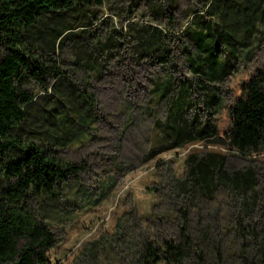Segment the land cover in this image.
I'll return each mask as SVG.
<instances>
[{
  "label": "rangeland",
  "instance_id": "1",
  "mask_svg": "<svg viewBox=\"0 0 264 264\" xmlns=\"http://www.w3.org/2000/svg\"><path fill=\"white\" fill-rule=\"evenodd\" d=\"M228 4L234 6L226 9ZM248 5L103 0L48 14L32 30V56L50 70L56 66L63 85L55 91L54 77H27L24 87L33 101L25 135L62 160L83 164L75 177L61 182L57 198L30 201L36 218L55 234L50 264H137L144 243L182 245L186 236L195 244L184 246L193 258L204 254L215 264H240L241 255L260 245L264 147L240 154L225 143L233 103L264 67V2L254 15ZM225 23L241 39L238 60L230 73L212 80L189 63L206 66L214 59L210 46L195 43L186 32L219 29L211 40L217 43L226 37ZM154 26L163 30L165 44L141 38L140 31ZM251 26L253 32L245 35ZM65 28L70 31L52 50L53 29ZM156 46L162 50L154 52ZM226 53L221 45L219 60ZM205 85L217 90L219 104L207 105ZM186 122L194 130L214 125L218 133L177 146L174 131ZM194 156L213 169L207 179L191 175ZM212 174L217 181L210 180ZM239 226L257 230V242L252 235L243 240Z\"/></svg>",
  "mask_w": 264,
  "mask_h": 264
},
{
  "label": "trees",
  "instance_id": "2",
  "mask_svg": "<svg viewBox=\"0 0 264 264\" xmlns=\"http://www.w3.org/2000/svg\"><path fill=\"white\" fill-rule=\"evenodd\" d=\"M102 1L0 0V264H50L49 252L55 245V234L36 218L30 203L31 198L42 195L57 198L61 182L75 177L83 168L82 163L62 160L53 151L25 135V126L33 101L32 95L24 87L27 77L42 81L48 76L54 77L52 90L55 91H61L63 85L59 82L61 72L55 70L56 66L50 70L42 65L41 60L32 56V51L28 48L31 32L48 14L58 15L78 7L100 5ZM246 1L250 5L245 9H251V15H254L264 2V0ZM214 6L221 7L220 4ZM232 6L234 4H228L225 8L229 9ZM226 14L224 10L223 17ZM250 20L247 19L248 22ZM218 30L215 28L207 32V29L206 33L202 30L195 33L186 32L187 35H192L195 43L210 46L212 50L210 53L214 59L206 66L194 61L189 63L196 72L212 80L226 76L232 71L238 60L236 46L241 43V39L236 36L237 30L233 24L228 23H225L222 30L226 37L217 43L211 42L215 37L214 32L218 34ZM68 31L69 28L53 29L55 41L52 42V50L56 40L58 39L59 45ZM252 32L251 26L245 35H250ZM140 34L145 43L165 44L166 35L159 27H151L150 31L149 28L145 29L140 31ZM221 45L228 50L224 60H219L217 55ZM155 50L162 49L156 46L154 52ZM167 52V50L162 52L163 57H167ZM230 59L233 62H230ZM203 89L207 90L206 102L209 107L219 104L220 96L217 90L212 91L206 85ZM183 91L185 92V89ZM87 97L86 102H89L91 97ZM72 100L73 98L69 99ZM72 108L69 106L70 110ZM48 117L53 118L54 114L50 113ZM51 118L48 119L50 121L48 123L56 125V122L50 120ZM42 124L44 125L43 122ZM174 133V143L179 146L184 141L213 138L218 131L217 127L211 124L194 130L193 126H187L186 122L184 126L176 128ZM226 136L225 143L229 149L240 154L257 152L264 147V67L258 69L243 85L241 95L233 103L230 109V130ZM210 155L215 156V154ZM192 159L194 168L190 172L191 175L197 174L201 176V180L207 179L205 174L213 171L209 162L197 156ZM240 178L241 176H238L235 179L237 181ZM210 180L217 181V176L212 174ZM238 233L243 240L247 235H252L255 242L260 236L257 230L245 231L243 226H239ZM261 241L253 252L240 256V264H264V238ZM194 245L187 236L182 245L171 241L156 245L148 241L138 251L137 264H186V261L192 259H194L192 264H215L204 254H198L196 259L193 258L185 247L192 248Z\"/></svg>",
  "mask_w": 264,
  "mask_h": 264
}]
</instances>
